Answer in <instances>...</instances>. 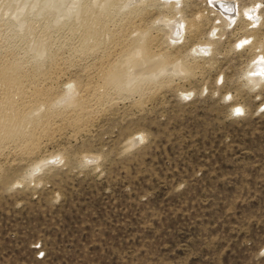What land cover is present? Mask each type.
<instances>
[{
	"label": "rangeland",
	"instance_id": "1",
	"mask_svg": "<svg viewBox=\"0 0 264 264\" xmlns=\"http://www.w3.org/2000/svg\"><path fill=\"white\" fill-rule=\"evenodd\" d=\"M55 1L0 0V59L76 98L108 51L69 18L93 0ZM95 1L115 47L144 41L167 64L82 127L58 101L32 155L0 148V264H264V0H235L233 19L210 0Z\"/></svg>",
	"mask_w": 264,
	"mask_h": 264
},
{
	"label": "bare ground",
	"instance_id": "2",
	"mask_svg": "<svg viewBox=\"0 0 264 264\" xmlns=\"http://www.w3.org/2000/svg\"><path fill=\"white\" fill-rule=\"evenodd\" d=\"M57 1L58 0H56L55 2H57ZM60 1H61V3L65 2V0H60ZM75 1L76 0H74V2ZM93 1H95V0H93ZM93 1L90 3H88V2L86 3L84 1V3H86V4H84V6H81L79 4L80 1L76 2L77 5L79 4L80 6L76 7V4H74L75 5L74 7H76V8H74L73 10L70 9V11H69V14H70L69 18L75 19L74 24L76 25V27L80 28L81 32L85 33V39H84L85 45H84V43H83V45L81 44L82 47L84 46L85 50L86 49H88V50L94 49V51H95V49H97V50L104 49V50H102V52L108 51L107 57L105 56V61L103 63L105 65V67H102V65H101V71L99 72L100 76H98V77L100 78V80L98 78L99 81L96 83L94 82L95 85H92V83H90L88 85L85 84L86 86L83 89H81L80 94H77V96L79 95L78 97L75 96L76 98H74L72 96H69L68 99L66 97L67 101L69 102V100H70V102L73 103L75 108L74 107H73V109L72 108H70V109L63 108V113H65L64 116H66V118H72V119H70L71 120L70 122H72L73 124L75 123L76 125H79L78 127H80V126L82 127V126H84V124H86V121H87V119L85 120V118H87L86 116H89L88 118H90L93 115L92 114L90 116L93 108L94 107L96 108L95 105H97V104L100 105L99 103H100L101 99L103 98V100H104V94L109 92V90L114 89V91L115 90L121 91V90H126V89L127 90L128 89H131V90L137 89L138 87H140L144 78L147 79L146 76L149 75L150 72L152 73V71L164 69L166 64H167L166 63L167 58L166 57H165L166 59L162 58L165 55L163 54L164 56H162V54H158L157 52H155V50L153 51L152 50L153 48H151L152 46H150V44H148L147 42H146L147 45L144 44L143 43L144 41L142 42L143 45H138L137 43L139 40L136 41L135 45H137V46H135V47L130 46L131 44L130 45L126 44L123 46V48L122 47H120V48L115 47L117 41L113 40L115 37H114V35L112 36L113 33L110 32L111 29L108 28L107 23L105 21V17H102L101 14H98L99 13V12H97L98 9L97 10L94 9ZM127 1H129V0H121L120 5H121V3H124V5H125V3ZM210 1L212 3L211 6L216 8L221 14L223 13L222 14L223 16H226V18L233 19V15H235V4H234V2H236L235 0L234 1L233 0H210ZM66 3H67V1H66ZM58 4H59V2H58ZM69 4H67V5H69ZM109 4H111V3H109ZM114 4H116V3H114ZM50 5H52V4H50ZM55 5H57V4H55ZM62 5H66V4H62ZM176 5H177V3H176ZM71 6L72 5H70V7ZM116 6H117V4H116ZM116 6H113V7H116ZM118 6H119V4H118ZM254 7H255V5H254ZM48 8H50V7H48ZM255 8H257V7H255ZM50 9H52V8H50ZM112 9L116 10L114 8H112ZM112 9H110V10H112ZM117 9H119V8L117 7ZM99 10L101 11L102 9H99ZM110 10H108V11H110ZM24 11L25 10H23V12ZM254 12H256V15H258V17L260 16L258 11L254 10ZM254 12H251V14L252 13L254 14ZM225 13H227V14H225ZM107 14L104 13V15H107ZM227 15H228V17H227ZM200 18H201V16H200ZM251 19H253V18H251ZM19 20H20V18H19ZM17 22H18V20H17ZM260 24H261V22L259 23V25ZM179 26H177V27H179ZM193 26H194V24H192V27ZM253 27H254V25H253ZM180 28H181V26H180ZM77 30H79V29H77ZM112 37H114V38H112ZM138 39H139V37H138ZM140 41H142V40H140ZM113 44H115V45H113ZM46 45L47 44L44 41L41 43H38V45H37L38 49H36L38 51L36 53L37 56H38V54H40V52H41V54L42 53L47 54L49 52L48 47ZM116 46H118V45H116ZM82 50H84V49H82ZM203 51L204 50H202V52ZM88 52H90V51H88ZM87 55H88V53H87ZM41 56L42 55H40L39 57H41ZM263 58H264V56H263ZM259 59H260V57H259ZM260 60L262 61L263 59H260ZM254 64H253V66H254ZM261 65H264V64H261ZM169 66H171V64ZM260 66H259V68H261ZM178 67H179V64L174 63L173 69L174 68L178 69ZM171 68H172V66H171ZM259 68L257 70L255 69V71H258L261 74L264 73V70H263L264 68L263 69L262 68L259 69ZM23 69L24 68H22L21 63H17L16 61H11V60H1L0 59V148L5 147V146L7 147V145L8 146L11 145L13 147L19 146V147H22L21 150H23L26 154L32 155L33 153H35L41 149L42 144H43V143L41 144V140H43V138H45L44 140L50 139V136L52 135L51 131H50V130H52V128H50L51 116L49 115V113L51 111L49 110V108L50 107L53 108L58 101L59 102L61 100L65 101L66 99H65V95L63 94L64 98H63V96H56V97L52 96V97H54L53 99L50 95V97H51V100H50L48 98L49 97L48 92L50 91L49 87L43 86V84L39 85L41 83L36 84L32 81L31 78H30L31 81L28 80L26 73H24ZM65 69H66L65 66L61 65L60 67H58L56 72L54 71L55 74L52 72L54 75H51V74L47 75L44 77L43 80L46 81L47 79H49L48 81H50V79H54L56 77L58 79L59 75L62 74ZM251 69L253 72V68H251ZM35 71H37V70H35ZM151 73H150V75H151ZM153 73L154 74H152V76L155 75L156 72H153ZM260 73H258V74H260ZM28 74H29V72H28ZM39 74H42V73H39ZM252 74L253 73H251V75H249V76H253ZM258 74H254V76L256 77V75H258ZM90 85H92V86H90ZM59 95H61V94H59ZM70 105H72V104H70ZM237 109H241V108L238 107ZM54 112H56V111H54ZM57 115H56V117H57ZM64 116H62V118ZM24 147H25V149H24Z\"/></svg>",
	"mask_w": 264,
	"mask_h": 264
},
{
	"label": "snow or ice",
	"instance_id": "3",
	"mask_svg": "<svg viewBox=\"0 0 264 264\" xmlns=\"http://www.w3.org/2000/svg\"><path fill=\"white\" fill-rule=\"evenodd\" d=\"M236 114H241V110L240 109H236Z\"/></svg>",
	"mask_w": 264,
	"mask_h": 264
},
{
	"label": "built area",
	"instance_id": "4",
	"mask_svg": "<svg viewBox=\"0 0 264 264\" xmlns=\"http://www.w3.org/2000/svg\"><path fill=\"white\" fill-rule=\"evenodd\" d=\"M212 4V3H211Z\"/></svg>",
	"mask_w": 264,
	"mask_h": 264
}]
</instances>
